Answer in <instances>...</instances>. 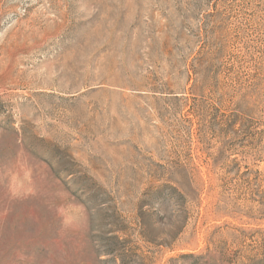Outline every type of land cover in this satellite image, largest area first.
Masks as SVG:
<instances>
[{"label":"rangeland","instance_id":"1","mask_svg":"<svg viewBox=\"0 0 264 264\" xmlns=\"http://www.w3.org/2000/svg\"><path fill=\"white\" fill-rule=\"evenodd\" d=\"M0 264H264V0H0Z\"/></svg>","mask_w":264,"mask_h":264}]
</instances>
